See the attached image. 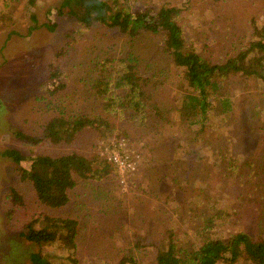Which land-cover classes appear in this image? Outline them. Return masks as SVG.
I'll list each match as a JSON object with an SVG mask.
<instances>
[{"label":"trees","instance_id":"trees-1","mask_svg":"<svg viewBox=\"0 0 264 264\" xmlns=\"http://www.w3.org/2000/svg\"><path fill=\"white\" fill-rule=\"evenodd\" d=\"M7 1L5 6L11 2L17 5L19 0ZM198 1L179 0L170 4L164 0L157 8L139 4L138 0H58L53 4L59 15L57 17L76 22L77 28L68 29L67 32V37L72 40H80L83 36L80 34L95 23L114 27L126 33L129 39L121 54L102 55L94 64L97 74L88 84L93 88V97L100 100L99 110L92 111L82 101L65 95L69 75L59 63L49 62L45 79L42 78L41 82V85L44 84L43 94L40 95L41 101H44L43 113L48 111L47 119L39 123L41 127L37 133L13 130L17 137L38 146V150H34L30 156L29 166L20 169L23 177L31 182L40 205L35 204L20 234L40 247L37 251H30L29 260L19 264H54V253L48 250L51 244H58L65 252L60 264H76L82 257L77 253L76 234L80 229L79 224L86 223L84 218L88 211L84 210L81 221L79 211L84 201H77L76 215L69 213L70 204L74 191L82 184V190L89 189L91 195L94 190L102 189L103 184L108 188L118 175L114 161L102 153L107 138H104L106 135H103L100 127L105 130L107 127L114 128L110 126L108 115L123 116L135 126L145 125L150 118L156 117L155 123L163 124L169 133L175 131V125L182 126L187 136L175 142L173 152L176 157L186 150L192 153L206 146L217 164L227 162L224 169L228 174L237 180L245 174L243 181L246 179V184L255 179L256 173L252 174L242 165L246 162L238 153L227 149L215 150L209 141L222 133L221 129L212 127L216 111L228 112L230 107L231 99L227 96V86L224 87L227 78L238 73L243 74L245 79L254 78L264 84V22L259 23L252 18L247 44H241L234 52H227L220 62H210L201 55L187 33L186 18ZM23 3L35 21L30 27H38L41 23L35 11L38 0H23ZM50 8H47V15H50ZM196 18L199 26L196 28L197 34L202 37L210 25H201L203 16ZM42 24L53 30L57 22L48 19ZM140 30L145 31L143 33L156 42L157 47L161 45L170 64L166 61L165 66L159 67L156 57H148L146 50L139 52L134 38ZM62 53L60 51L59 55ZM161 82L165 87L172 85L178 89L174 107H165L152 100L154 88ZM154 110L157 113H153ZM228 131L231 133L230 128ZM126 132L119 133L124 143L130 141ZM187 139L196 147L189 146ZM46 144L52 146L44 148ZM149 151L154 152L151 147ZM125 153L129 160L133 159L131 153ZM1 154L16 162L25 158L16 148H4ZM211 173L207 172L202 181L197 177L191 188L177 183L175 178L172 181L170 176L166 180L153 179L147 189L130 190L129 195L134 192L130 195V205L140 208L141 216H130L128 228L123 230L127 239L98 258L92 255V263L264 264V232H258L259 228L257 233L246 229L240 220L239 205L234 199L219 202L208 194L212 187ZM109 178L112 181H107ZM128 181L130 189L134 178ZM8 197L14 207L23 203L22 193L14 187L10 188ZM239 197L247 202L253 200L249 193ZM260 197L263 199L262 195ZM257 205L258 201L250 203L248 212L253 214ZM62 207L68 212L66 215L47 211V208ZM126 208H123V213ZM13 209L9 208L6 213L12 216ZM134 213L137 212L131 215ZM231 226L240 228L232 230Z\"/></svg>","mask_w":264,"mask_h":264},{"label":"rangeland","instance_id":"rangeland-1","mask_svg":"<svg viewBox=\"0 0 264 264\" xmlns=\"http://www.w3.org/2000/svg\"><path fill=\"white\" fill-rule=\"evenodd\" d=\"M138 1L139 4L153 8L164 2V0ZM166 1L170 4L179 2ZM253 1L254 3L250 0H199L198 4L193 5L190 14L185 10V15L189 16L186 18L189 39L194 41L193 44L197 45L204 58L210 62H220L224 54L238 50L241 44H247L250 39L251 19L254 18L259 23L264 22V0ZM55 2L58 3V0H38L35 11L38 22L41 23L38 27L31 28L30 25L35 24V21L29 16V8L24 5L23 0H19L17 5L11 2L8 6L4 5L8 3L7 0H0V264H19L21 261H27L28 253L37 251L40 247L20 234L24 221L35 209V204H39L31 182L23 177L20 167L29 166L30 156L34 150H38V146L17 137L13 130L37 133L41 127L39 123L47 119L48 111L43 113L44 101L40 99L44 88L41 82L42 78L45 79L47 64L59 63L68 73L65 95L82 101L87 108H92V111L99 110L100 100L93 97V88L88 84L97 74L94 64L102 55L121 54L129 39L126 33L114 27L95 23L80 34L83 35L80 40H72L67 37V32L68 29H76L77 24L74 20H62L61 16L57 17L59 15L53 8ZM49 7L50 15H47ZM199 16H203L201 25L205 23L210 25L202 37L197 34L196 29L198 26L196 17ZM48 19L57 22L53 30L42 24ZM143 32L145 31L140 30L134 38L139 52L143 53L146 50L148 57H156L159 67L165 66L166 61L170 64V59L161 45L157 47V43L152 42ZM60 51L63 53L59 55ZM244 77L243 74H232L224 83V87L227 86V96L231 99L230 107L228 112L216 111L212 127L221 129L222 133L219 134L220 137L218 135L209 141V144L215 150L227 149L243 158L242 161L246 163L242 165L250 169L252 174L256 173L255 179L247 184L244 183L246 179L243 181L245 174L240 180L228 174L224 169L227 162L217 164L206 146L197 148L192 153H188L183 146L186 152L176 157L173 152L175 142L178 138L187 136L182 126L180 128L175 125V131L169 133L163 124L155 123L158 119L156 117L150 118L145 125L135 126L123 116H109L106 112L112 124L110 126L114 128L107 127L105 130L100 127L103 135H106L104 138H107L102 153L106 154L114 143L120 142L119 133L126 130L130 141L122 143V148L124 152L131 153L133 157L131 160L135 165L137 162V167L131 169L130 174L123 172L116 175L114 183L110 182L112 179L109 178L108 188L103 184L102 189L94 190L91 195L89 189L82 190L83 184L74 191L69 213L76 215L78 200L84 201L79 211L81 221L84 210L88 211L84 218L86 223L79 224L80 229L76 234L77 253L82 256L76 264H93L92 255L98 258L126 240L127 235L124 238L123 230L128 228L129 217H134L135 214L141 216L140 208L130 205V195L141 188L147 189L153 179L166 180L170 176L172 181L175 178L177 183L180 182L181 185L184 183L186 187L191 188L197 177L202 181L207 172H212L210 176L212 187L208 194L220 200L219 202L234 199L239 205L240 220L246 229L257 233L259 228L258 232L260 230L264 232V84L254 78ZM178 93L176 87L172 85L165 87L161 82L155 86L152 100L171 108L175 106V97ZM152 112L157 113L156 110ZM229 128L231 133L228 131ZM187 142L189 146L196 147V144H190L189 139ZM51 146L52 144H46L44 148ZM7 147L16 148L25 158L16 162L1 154ZM149 147L153 148L154 152H150ZM216 168L220 169L215 172ZM132 177L134 182L129 189L128 179ZM11 187L22 193L23 203L19 206L14 207L8 197ZM130 190L134 192L129 195ZM246 193H249L253 200L247 202L239 197ZM256 201L259 205L252 214L247 208L250 203ZM133 202L136 204V201ZM125 206L127 208L123 213ZM9 208H14L12 216L6 213ZM47 211L56 215L68 213L63 207L47 208ZM187 211L191 213L190 209ZM130 212L137 213L131 215ZM238 228L240 227L231 226L232 230ZM48 250L54 253V264H60L61 256L65 253L63 248L58 244H51Z\"/></svg>","mask_w":264,"mask_h":264},{"label":"built area","instance_id":"built-area-1","mask_svg":"<svg viewBox=\"0 0 264 264\" xmlns=\"http://www.w3.org/2000/svg\"><path fill=\"white\" fill-rule=\"evenodd\" d=\"M122 143L124 144L122 140L118 143H114V145L110 147V150L106 152V156L114 161L119 175L123 172H129L135 167V162L129 160L126 153L123 151Z\"/></svg>","mask_w":264,"mask_h":264}]
</instances>
